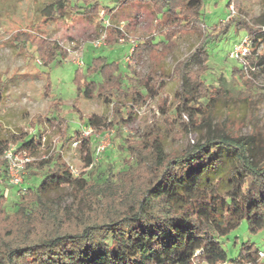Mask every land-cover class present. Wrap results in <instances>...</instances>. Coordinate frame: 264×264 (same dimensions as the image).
I'll use <instances>...</instances> for the list:
<instances>
[{
    "label": "trees",
    "instance_id": "16d2710c",
    "mask_svg": "<svg viewBox=\"0 0 264 264\" xmlns=\"http://www.w3.org/2000/svg\"><path fill=\"white\" fill-rule=\"evenodd\" d=\"M112 1L113 6L105 0H68L85 16H112L136 4L151 6L165 38L139 43L132 54L136 63L146 50L171 52L178 33L202 36V53L236 23L252 47L264 37V20L256 29L239 15L207 30L203 0ZM62 2L48 9L54 6L63 15ZM118 40L112 37L107 43L113 46ZM32 43L45 65L63 63L65 52L57 42L35 37ZM74 85L78 97L99 98L113 109L111 120L73 109L80 125L91 129L88 137L71 129L58 104L53 105L51 118L31 119L36 134L22 131L5 138L0 132V264H264L259 259L264 248V157L255 163L245 139L210 137L169 152L165 139L154 130L131 138L125 128L134 122L135 109L156 95L161 85L152 75L141 76L131 67L128 73L121 72L117 62L104 56L93 58L86 70L79 67ZM178 101L177 117L200 110L184 94ZM161 111L170 114L164 107ZM54 122L60 125L58 150L36 165L27 164V193L17 192L10 201L3 153L14 146L17 153L34 154L45 145L46 123ZM107 131H114L116 151L124 156L120 170L112 163L101 170L99 156L107 153L104 149L97 154L94 140ZM73 143H80L83 163L90 168L79 176L63 156ZM63 186L72 187L75 196L70 203L55 204L47 194ZM243 223L250 235H261V245L251 238L241 240L238 230ZM228 243L237 250L235 258L229 256Z\"/></svg>",
    "mask_w": 264,
    "mask_h": 264
},
{
    "label": "rangeland",
    "instance_id": "374dc122",
    "mask_svg": "<svg viewBox=\"0 0 264 264\" xmlns=\"http://www.w3.org/2000/svg\"><path fill=\"white\" fill-rule=\"evenodd\" d=\"M56 1L59 0H0V132L3 137L22 131L36 134L37 129L30 125L31 119L37 115L51 118L55 104L71 129L80 130L82 137H88L91 129L80 125L73 111L75 107L85 115L111 120V106L96 97H78L74 85L79 67L86 70L93 58L104 56L110 62H117L121 72L128 73L131 67L141 76L152 75L161 85L156 95L135 109L134 122L125 128L131 138L154 130L165 139L167 150L175 152L210 137L230 136L246 140L255 163L264 157V37L240 59H234L231 55L234 47L248 39L237 23L218 42L209 44L207 53H202V36L178 33L171 52L146 50L136 63L132 54L139 43L165 38L166 33L158 27L151 6L136 4L121 8L112 16H85L73 9L68 0H63L65 13L60 15L54 6L48 9ZM229 1L203 0L207 30L238 15L252 27L261 28L264 0H231L228 7ZM105 2L114 5L112 0ZM103 35L104 43L95 47V41ZM35 37L57 42L65 52L63 63L54 61L45 65L32 43ZM112 37L119 40L109 46L107 39ZM249 44L252 45L250 40ZM185 62L188 65L184 70L189 77L181 71ZM181 94L200 110H194V114L187 110L177 117L175 109ZM162 107L170 114H163ZM45 126V145L29 155L30 163L35 165L50 157L61 143L60 125L54 122ZM113 137L114 131H107L94 140L95 148L104 147L107 153L99 156L103 160L102 171L108 163L116 170L123 167L124 156L116 151ZM63 156L78 173L85 171L80 143L67 146ZM24 174L28 177V172ZM7 191L10 201H14L17 189L7 184ZM47 196L55 204H66L75 193L72 187L63 186L51 190ZM234 235L233 232L231 237ZM238 236L241 240L251 238L260 245L263 242L261 235L247 232L246 223L238 230ZM225 247L230 258H235L237 250L229 243Z\"/></svg>",
    "mask_w": 264,
    "mask_h": 264
},
{
    "label": "built area",
    "instance_id": "2783aa9c",
    "mask_svg": "<svg viewBox=\"0 0 264 264\" xmlns=\"http://www.w3.org/2000/svg\"><path fill=\"white\" fill-rule=\"evenodd\" d=\"M108 26V23H107ZM105 35H103L100 39L95 41L94 46L100 47L105 40ZM251 48V44H249V39L244 40L243 42L239 43L234 47V50L232 51L231 55L234 59H240L241 56H244L249 49ZM104 147H99L97 149V154H99L102 150H104ZM3 159H6L8 162V175H9V182L10 185L15 187L17 189L18 194H25L27 193V185L25 182V168L28 163H30V158L27 152H15L14 147H10L8 150H6L3 155ZM71 171L75 176H79L80 173H78L73 167H70ZM85 171H89L90 168L85 167ZM259 259L260 261L264 262V248L260 250L259 252ZM194 264H209L206 262L201 261H195ZM218 264H231L228 262L224 263H218ZM247 264V263H245Z\"/></svg>",
    "mask_w": 264,
    "mask_h": 264
}]
</instances>
